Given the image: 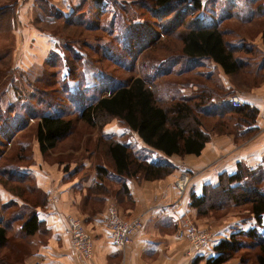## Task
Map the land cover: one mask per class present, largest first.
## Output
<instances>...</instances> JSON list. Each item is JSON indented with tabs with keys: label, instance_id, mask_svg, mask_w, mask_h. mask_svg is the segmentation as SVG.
I'll return each mask as SVG.
<instances>
[{
	"label": "trees",
	"instance_id": "1",
	"mask_svg": "<svg viewBox=\"0 0 264 264\" xmlns=\"http://www.w3.org/2000/svg\"><path fill=\"white\" fill-rule=\"evenodd\" d=\"M212 2L214 5L222 3L221 0ZM155 4L166 14L172 13V7H175V30L168 35L179 39L175 45L158 44V41L153 48L177 49L175 55L167 59L183 63L175 69L176 77L186 74L189 78L164 82L162 74L132 75L125 84L114 87L109 95L86 103L75 120L58 114H42L36 127L42 154L56 149L62 138L73 133L77 120L88 128L103 130L111 120L118 119L137 133L149 148L169 157L200 155L214 133L234 134L242 126L250 127L246 129L248 133L258 129L253 126L260 119L261 111L246 102L242 107H233L228 97L235 91L247 90L243 88L246 85L252 90L264 81V50L250 41L257 32L264 45V0H227V11L220 17L212 14L209 20L201 16L205 10L204 0H156ZM1 14L9 20V30H12L15 8L0 10ZM201 62L204 66L211 63L219 66L233 85L226 87L213 74L215 69H209L207 73L199 69ZM166 85L175 87V93L165 94ZM186 89L191 92L182 94ZM229 119L234 125H228ZM20 126L21 129L25 127ZM1 142L0 182L13 199L3 205L0 264H21L33 251L31 237L43 226L36 209L44 206L49 197L39 191L31 175L19 172L18 164L29 162L26 153L22 156L17 149L13 155L10 152L13 145L6 150ZM99 147H103L108 163L95 167L99 181L89 192L106 196L110 192L106 180H116L120 184L116 193L120 202L130 197L127 179L153 181L163 179L177 169L173 163L154 161L139 154L130 144L110 134L102 133ZM25 191L35 196L34 201L31 196V200L23 197ZM191 206L202 218L221 210L227 213L247 206L256 221L249 230L236 231L229 239L219 242L215 246V256L207 259L206 264H225L245 248L253 249L255 253L253 258L240 256L241 264H246L249 259H253V264H264L263 170L251 171L240 165L234 174L222 173L217 185L207 184L201 196H191ZM18 220H21L20 229L16 231L14 225ZM197 262L198 259L194 264Z\"/></svg>",
	"mask_w": 264,
	"mask_h": 264
},
{
	"label": "rangeland",
	"instance_id": "2",
	"mask_svg": "<svg viewBox=\"0 0 264 264\" xmlns=\"http://www.w3.org/2000/svg\"><path fill=\"white\" fill-rule=\"evenodd\" d=\"M155 1L0 0V10L15 8L16 15L12 30H9V20L5 15H0V141L4 143L3 147L8 150L13 145L10 150L12 154L18 149L22 156L26 153L33 158L36 154L34 147L37 150L36 127L42 114H58L75 120L86 103L109 95L114 87L125 84L132 75L162 74L164 82L189 78L186 74L176 77L175 69L183 66V63L167 59L168 56L175 55L177 49H154L158 41V44L175 45L179 39L168 35L175 30V7H172V13L166 14L156 6ZM212 1L205 3V10L201 14L205 20H209L212 14L220 17L227 11V0H221L222 3L218 5H214ZM254 34V40L250 41L264 50L261 34ZM29 53L32 57L44 54L45 60L27 62ZM202 63L198 64L202 65L198 68L205 73L214 69L212 63L206 66ZM213 74L219 75L214 71ZM263 85L264 81L256 88ZM164 87L167 88L165 94L175 93V87ZM243 88L247 90L242 92L256 89L250 90L247 85ZM190 92V89H186L181 93L185 95ZM227 121L230 122L228 125H234L232 120ZM21 124L29 126L13 137L15 127ZM119 128L121 130L118 133L110 132ZM75 129L69 136L61 139L56 149L47 154L41 153L47 162L59 164L63 174L70 171L69 178L84 182L98 164L108 163L103 147H99L102 133L113 135L120 141L124 139L123 136H127L131 142L127 140L126 143L136 152L151 160L160 159L152 149L145 151L134 143L130 137L131 130L118 119L111 120L103 130L88 128L77 120ZM224 133L228 134H215ZM87 159L89 162H86ZM28 164L31 162L19 163V172L28 174L22 168ZM106 183L115 190L116 195L120 189L119 182L115 184L106 180ZM23 197L32 201L35 199V196L26 191ZM17 200L21 201L19 198ZM112 203L119 211L118 202L115 200ZM97 205L93 204L95 207ZM220 212V215L247 218L251 215L247 206L234 208L227 213L223 210ZM220 212L215 213L216 216ZM192 221L200 230H208L200 227L195 220ZM20 223L21 220H18L16 226H20ZM254 253L253 249H242L238 256L226 263L241 260L240 256L251 258ZM252 262L253 259H249L246 264H253ZM21 264H25V260Z\"/></svg>",
	"mask_w": 264,
	"mask_h": 264
},
{
	"label": "crops",
	"instance_id": "3",
	"mask_svg": "<svg viewBox=\"0 0 264 264\" xmlns=\"http://www.w3.org/2000/svg\"><path fill=\"white\" fill-rule=\"evenodd\" d=\"M207 1L209 0H204L205 3ZM29 59L27 62H40L45 60V55L32 57L29 53ZM213 65L215 72L219 74L217 77L219 76L226 87H231L232 84L223 70ZM235 94L240 95L247 104L258 108L261 115L264 113V85L250 92L235 91L232 95ZM0 110L2 111V108ZM260 119L253 126L258 128L254 132L248 133L246 129L250 127L242 126L243 128L241 127L234 134L214 133L200 155L169 157L152 149L155 156L160 157L154 159L155 161H170L177 167L176 171L163 179L153 181L139 182L133 178L127 179L126 185L130 197H125L122 202L118 201L114 194L115 190L111 188L106 196L89 192L99 181L95 169L84 182H81V179L69 178L70 171L63 174L59 164H51L44 159L36 139L37 150L34 147L36 154L33 158L32 155L28 156L31 164L22 168L34 178V184L40 192L47 197L57 196L58 201L54 203L46 201L44 206L36 209L43 226L31 237L33 251L25 258V264H194L196 259H198L197 264H206L207 259L215 256V246L219 242L229 239L236 231L249 230L255 226L256 221L252 215L249 216L250 218L227 214L199 217L197 210L191 206V196L193 194L201 196L205 185H217L222 173L234 174L239 171L240 165L251 171H264V120L262 116ZM19 127V125L15 127L13 137L23 131ZM120 130L119 128L110 132L118 133ZM130 135L133 142L141 149L145 151L151 149L137 133L131 131ZM123 138L122 141L127 142L128 137L123 136ZM86 162H89V159ZM183 173H186L191 180L182 204L187 209L189 217L213 235L209 244L192 255L189 254L188 240L177 234L186 216H180L181 209L177 204L180 193L175 184V177ZM111 181L117 183L116 180ZM1 186L0 223L4 217L3 205L13 199L12 194ZM115 200L123 217L143 215L142 228L125 250L115 243L104 221L107 206ZM93 204L98 205L95 207ZM69 215L83 219L93 243L91 259H87L73 248L71 236L67 233ZM14 227L16 231L20 229L16 224ZM225 264H241V260L236 259L232 263Z\"/></svg>",
	"mask_w": 264,
	"mask_h": 264
},
{
	"label": "built area",
	"instance_id": "4",
	"mask_svg": "<svg viewBox=\"0 0 264 264\" xmlns=\"http://www.w3.org/2000/svg\"><path fill=\"white\" fill-rule=\"evenodd\" d=\"M228 100L233 107H242L245 105L244 100L238 94L229 96ZM261 116L264 120V113H262ZM190 180V177L186 173H183L178 176L175 184L180 193L177 200V204L181 209L180 216H186L185 221L178 229L177 234L188 240L190 247L189 254L192 255L198 253L203 247L209 244L213 235L209 230H200L193 223L192 219L188 215L187 209H185L182 204ZM56 201H58L57 196L49 197V202L54 203ZM67 221V233L71 236L73 248L87 259H91L93 255V243L84 222L82 219L74 215H69L67 217ZM104 221L108 225L115 243L125 250L133 242L136 233L142 228L143 215L135 216L133 219L126 220L118 211L117 206L111 202L106 208Z\"/></svg>",
	"mask_w": 264,
	"mask_h": 264
}]
</instances>
